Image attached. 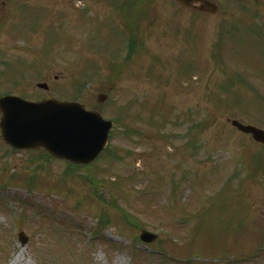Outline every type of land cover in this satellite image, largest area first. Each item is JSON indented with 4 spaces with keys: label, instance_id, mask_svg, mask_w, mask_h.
Segmentation results:
<instances>
[{
    "label": "rangeland",
    "instance_id": "374dc122",
    "mask_svg": "<svg viewBox=\"0 0 264 264\" xmlns=\"http://www.w3.org/2000/svg\"><path fill=\"white\" fill-rule=\"evenodd\" d=\"M25 1L38 12L34 97L47 83L119 125L81 172L0 140V264H264V152L228 123L264 130V0H213V16L134 0L146 9L127 13L129 61L117 4ZM12 12L0 6L2 39L25 24ZM141 229L158 240L141 243Z\"/></svg>",
    "mask_w": 264,
    "mask_h": 264
},
{
    "label": "water",
    "instance_id": "95a60500",
    "mask_svg": "<svg viewBox=\"0 0 264 264\" xmlns=\"http://www.w3.org/2000/svg\"><path fill=\"white\" fill-rule=\"evenodd\" d=\"M182 6L197 12L214 14L218 8L207 0H175ZM105 96H99L103 102ZM2 113V137L17 148L47 150L57 158L75 164H88L105 148L112 123L102 119L96 111H87L74 102H59L51 98L37 103L19 98L6 97L0 100ZM231 124L253 139L264 144V131L244 126L238 121ZM140 238L145 242L156 239L155 235L143 231ZM24 244L27 238L19 234Z\"/></svg>",
    "mask_w": 264,
    "mask_h": 264
},
{
    "label": "flooded vegetation",
    "instance_id": "af4514ba",
    "mask_svg": "<svg viewBox=\"0 0 264 264\" xmlns=\"http://www.w3.org/2000/svg\"><path fill=\"white\" fill-rule=\"evenodd\" d=\"M7 2H3L2 5L6 6ZM15 37L0 39V74L5 72L13 74L11 79L4 77L2 86L7 89L4 95H19L28 99V96L33 94L28 77V72L33 66V51L28 38ZM18 42L21 43L20 46Z\"/></svg>",
    "mask_w": 264,
    "mask_h": 264
}]
</instances>
